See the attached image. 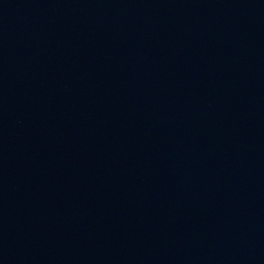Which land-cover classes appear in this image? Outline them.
I'll return each instance as SVG.
<instances>
[{
  "label": "water",
  "instance_id": "obj_1",
  "mask_svg": "<svg viewBox=\"0 0 264 264\" xmlns=\"http://www.w3.org/2000/svg\"><path fill=\"white\" fill-rule=\"evenodd\" d=\"M0 264H264V0H0Z\"/></svg>",
  "mask_w": 264,
  "mask_h": 264
}]
</instances>
